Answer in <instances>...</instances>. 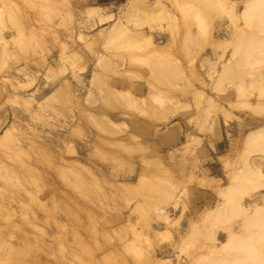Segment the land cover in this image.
Returning <instances> with one entry per match:
<instances>
[{
  "label": "rangeland",
  "instance_id": "obj_1",
  "mask_svg": "<svg viewBox=\"0 0 264 264\" xmlns=\"http://www.w3.org/2000/svg\"><path fill=\"white\" fill-rule=\"evenodd\" d=\"M262 131L264 0H0V264H264Z\"/></svg>",
  "mask_w": 264,
  "mask_h": 264
},
{
  "label": "bare ground",
  "instance_id": "obj_2",
  "mask_svg": "<svg viewBox=\"0 0 264 264\" xmlns=\"http://www.w3.org/2000/svg\"><path fill=\"white\" fill-rule=\"evenodd\" d=\"M116 26H117V24L114 25L115 29H113V30L117 29L118 26L117 27ZM248 137L249 138H247L246 144H248L252 148H258L257 150H261L264 152V142H263L264 132L263 131L251 133ZM235 188H237V187H235L234 184H230L228 187H226L227 193L224 192V195L228 198L227 204H228L229 208L227 209V213L219 216V221H221L222 218H225L222 223H228V221H230V219H231L230 213L232 216L233 215L232 211L234 210L235 205L238 206V201L233 200L234 195L237 194V192H238V190ZM231 201L234 202L233 205H232ZM251 218H253L257 221L260 220V218L258 217V212H256L254 215H252ZM246 245H247V242L245 241L244 238H240L236 234H229L227 237V240L220 243V249L232 250V249H236V248H244V247H246ZM220 259L200 257L194 263H191V264H221Z\"/></svg>",
  "mask_w": 264,
  "mask_h": 264
},
{
  "label": "crops",
  "instance_id": "obj_3",
  "mask_svg": "<svg viewBox=\"0 0 264 264\" xmlns=\"http://www.w3.org/2000/svg\"><path fill=\"white\" fill-rule=\"evenodd\" d=\"M96 11L97 10L93 9L92 7H86L85 8L86 15L90 14L91 12H96ZM96 13H97V18H98V22H99L100 21L99 12H96ZM25 48H27V47L25 46ZM28 54H29V52H25V57L28 56ZM46 70H48V69H46ZM58 70H59V67L56 68V69H51V73H54V72H56ZM197 182H198L199 185L200 184H203V185L205 184L207 186V189L213 191L215 196H216V198H217V195H218V193L220 191V188H221V187L219 188V186H220V184L222 182L221 179H218V178H215V177H207L206 179L200 180V178H198ZM216 190H217V195H216ZM204 194H205L204 196L207 197V198L212 197L211 193H209V192H205ZM193 200H198V198H196V197L193 198V196H192V201ZM209 203H205L203 205H200V204L198 205L196 203L192 204L191 207H193V208L190 207L189 208V212L186 215L187 221L194 222L193 214L196 213L197 216H201L200 211L203 210L202 207L206 206V205H209ZM166 235H168V234H166ZM173 252H175V255H178V254H176L177 250H176L175 246H173ZM173 252L169 253V254H164V258H162V259H159L157 257V254H156V258L157 259H156L155 264H159L158 260H160V261H162V260L163 261H171L173 259V257H174ZM156 253H157V250H156Z\"/></svg>",
  "mask_w": 264,
  "mask_h": 264
}]
</instances>
